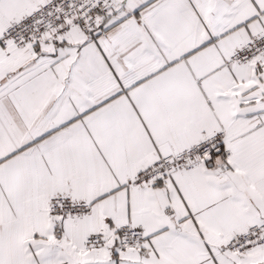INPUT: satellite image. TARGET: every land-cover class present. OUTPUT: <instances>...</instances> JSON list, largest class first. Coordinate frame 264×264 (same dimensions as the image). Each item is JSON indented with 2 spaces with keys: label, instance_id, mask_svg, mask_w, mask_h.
I'll use <instances>...</instances> for the list:
<instances>
[{
  "label": "snow or ice",
  "instance_id": "1",
  "mask_svg": "<svg viewBox=\"0 0 264 264\" xmlns=\"http://www.w3.org/2000/svg\"><path fill=\"white\" fill-rule=\"evenodd\" d=\"M0 264H264V0H0Z\"/></svg>",
  "mask_w": 264,
  "mask_h": 264
}]
</instances>
